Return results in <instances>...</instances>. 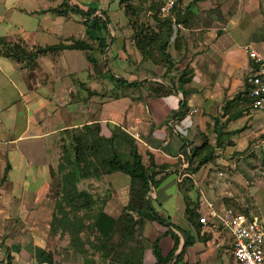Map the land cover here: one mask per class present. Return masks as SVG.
I'll use <instances>...</instances> for the list:
<instances>
[{"label":"crops","instance_id":"0c3cea01","mask_svg":"<svg viewBox=\"0 0 264 264\" xmlns=\"http://www.w3.org/2000/svg\"><path fill=\"white\" fill-rule=\"evenodd\" d=\"M64 1L82 10L95 7L92 16L106 22L97 35L104 43L88 36L86 20L69 8L64 14L52 11ZM199 4L203 7L198 10L204 12L199 13L197 27L174 31V39L175 33H183L187 43L180 55L177 43H168L172 65L167 68L164 60L154 64L135 47L133 28L118 0H0V42L11 41L27 53L36 47L69 44L71 39L89 46L18 62L0 54V262L15 264L18 254L26 264H55L53 248L65 234L49 229L58 199L51 184L54 171L63 146L83 142L82 127L97 124L105 137L112 126L128 133L142 163L153 165L150 173L157 184L146 197L162 221L144 220L139 232L148 244L132 264H155L152 243L156 241L165 256L174 236L172 260L181 252L177 264H228L231 237L209 215L220 208L213 195L204 196L203 183L194 177L202 164L189 173L188 157L206 140L199 137L209 126L222 125L230 133L225 126L241 119L229 118L233 110L225 104L240 92L251 68L244 46L264 56V0ZM192 30L194 37L188 39ZM183 69L187 81L179 86L176 77ZM119 173L90 177L85 189L103 201L102 213L113 220L130 199L129 177L125 174L127 181L119 183ZM183 177L194 184L186 194L190 208L198 217L205 216V224L194 218L191 225L184 217L179 190ZM136 216L132 213L133 219ZM64 242L68 241L62 242V250L67 252ZM83 264L116 263L96 256L83 259Z\"/></svg>","mask_w":264,"mask_h":264},{"label":"trees","instance_id":"16d2710c","mask_svg":"<svg viewBox=\"0 0 264 264\" xmlns=\"http://www.w3.org/2000/svg\"><path fill=\"white\" fill-rule=\"evenodd\" d=\"M118 2L122 4V2L128 1L118 0ZM67 8L86 20V33L88 36L99 41V43H104L97 35L99 33V25H101L100 28L104 29L106 22L97 16H92L96 10L95 7L87 5L86 9L82 10L76 5L69 7L67 2L64 1L62 5L52 9V11L56 14H64ZM128 9L129 7H124L123 13L127 14ZM166 18L165 22L169 23L171 19H169V17ZM130 25L134 31L133 43L135 47L138 48L144 57H149L151 54L147 52V48L152 44L150 43L151 37L144 33V30L140 26H136L135 23L131 22ZM167 38L168 36H166V39ZM164 45L165 41L159 43V49L158 51L156 50L162 57H164L162 53L165 47ZM63 48L88 50L89 46L84 41L71 39L69 44L60 43L50 47H36L31 53H27L11 41L2 40L0 42V54L15 62L25 58L33 59L37 54H45ZM166 59L167 61H164V63L168 68L172 64L167 54ZM185 74V69H183L177 79L179 86H182L187 81ZM232 99L242 100L240 93H237ZM232 99L227 102H232ZM225 106H227V104H225ZM214 127L216 130L215 145L219 147L221 146L222 137L229 133L222 131V125L217 126L215 123ZM82 131L83 142L70 143L68 146H63L62 148L60 162L57 165V171L60 174V180L56 191L58 199L54 204V211L49 226L50 232L55 233L58 231L63 234L68 232V248L70 247L73 251L80 255H84V246L80 242L78 233L84 227H87V229L96 232V235L93 237L94 243L93 245L90 243V246L102 252L99 255L101 259L109 257V255H107L108 253L104 251L106 244H108L109 248L114 250V259H111L113 262L116 264H132L129 255L120 259L122 254L120 249L123 248L124 243L126 244L131 239L134 231H140L145 219L155 220L157 222L162 221L153 210L148 196L146 197L150 188L157 184V181L153 180V174L150 173V167L153 165L151 162H149L148 165L142 163L141 157L137 153L133 137L119 127L112 126L110 135L107 137L100 135L99 126L97 124L84 126L82 127ZM121 145L125 147L123 151L117 149ZM197 154H200V150L194 148L188 157L189 165L192 167L191 172L208 160L209 154H206V152L200 156ZM194 159L196 160L195 162L193 161ZM157 168L161 169L162 167L157 166ZM115 171L122 172L129 177L130 199L120 213V216L113 220L102 213L101 206L96 210H92L91 208L95 206L97 199L95 200L86 190H77L75 185L81 179H88L90 177L98 178L101 175ZM188 190L189 188H187L184 193L180 192L185 204L184 217L188 223L194 225L193 219L195 218L197 223L198 215L193 211L194 208H190V204L192 203L188 200L186 194ZM61 201L66 202L72 211L85 210L87 219H89L90 222L84 226L79 217L75 215L70 217L62 208ZM100 202L103 204V201ZM132 213L137 215L135 219H133ZM164 224L169 225L167 221L166 223L164 222ZM166 231L169 232L170 235L172 234L168 229ZM116 235L117 237H115ZM171 237L173 238V235H171ZM174 241L173 247L165 256H161L156 241L152 243L151 250L156 261L155 264H177L181 258V252L172 260L177 243V238L175 236ZM96 243L99 245L96 246ZM186 244H188L187 241H185L184 245ZM143 249L144 247L136 248L135 252L141 253ZM169 261L171 262L169 263Z\"/></svg>","mask_w":264,"mask_h":264},{"label":"rangeland","instance_id":"374dc122","mask_svg":"<svg viewBox=\"0 0 264 264\" xmlns=\"http://www.w3.org/2000/svg\"><path fill=\"white\" fill-rule=\"evenodd\" d=\"M127 1L128 2H122V4H120L122 11L124 7H129L127 14H124L128 23L131 24L132 22L135 23L136 26H140L144 30V33L151 37L150 43L152 44L147 48V52L151 55L147 57V59H150L154 64H159L160 59L167 61L166 50H169L168 43H177V50L178 52L180 51L178 54L180 55V53H184L181 52L180 49L183 48L185 50L183 47L184 43H187L185 36L183 33L178 34L177 32L175 33L176 37L174 39V31L182 27L184 29L187 27L195 29L197 27L195 25L200 23L199 13L204 12L198 10L200 7H203L199 4L202 0H187V2L184 0V3L183 0H176L171 11V17H169L171 20H169V23H166L165 20L167 18L161 16L158 10L159 5L163 0ZM212 5L214 4L212 3ZM191 7L193 9H191ZM216 7L218 8V5ZM215 9L216 8L212 10ZM188 13H192L188 18L189 20H187ZM181 17H185L186 20L181 21L179 19ZM177 22L179 23V27L176 26ZM201 26H203V23ZM99 31L101 34V28ZM194 33V30H192L188 35V39H192L194 37ZM164 35L168 36V38L166 39V36ZM163 41H165V47L162 50L163 52H161L164 57L157 53L159 49L158 44ZM186 69L185 72L188 70ZM177 78L178 76L176 77V80ZM227 106L229 109L233 110V113L229 114V118L233 115L235 118L237 117L241 119L231 124V126H225L227 129H230L229 132L232 134L229 133L228 136L223 139V143L219 147L215 145L214 141L216 133L214 126H209L210 128L206 129V135L199 137L200 140L203 138L206 140L198 147L200 154L197 155L200 156L206 152L209 156L205 164L198 167L201 170L198 169L199 172L194 177L196 180L203 183L200 188L205 191L202 192L205 197H207V194L214 196L213 202L218 203L220 210L224 209L223 207L228 206L237 213H242L248 218L256 219L258 224L262 225L264 228V111L257 112L246 110L243 102L238 99H232V102H229ZM225 121L226 120H224V123ZM222 131L224 132L223 126ZM124 148L125 147L121 145L117 149L119 151H123ZM195 159L193 160L194 162L196 161ZM191 169L192 167L188 165L187 171H189V173H191ZM119 175V183L127 181V176L125 174L119 173ZM59 180V172L54 171V176L51 182V184H54V193L57 191V187L55 185L56 182H59ZM182 181L183 182L179 183L180 192L184 193L187 188L194 185L187 177H183ZM89 183V178L81 179V182L78 183L77 188L75 185V188L87 190V188H89ZM196 194L197 197L201 196L199 192H196ZM61 206L70 217H72V215L79 217L84 226L90 222V220L87 219V213H85V210L72 211L68 204L62 201ZM100 206L102 207V203L97 199L95 206H92L91 209L96 210L98 207L100 208ZM94 235H96V232L94 230L87 229V227H84L78 233V237L81 244L84 246L85 251V254L81 257L79 253L73 251L70 247L67 252L62 250V242L68 241L69 239V234L66 232L65 238H58L57 246L54 245L53 262L55 264H83V259H88V257H92L94 259L96 256H99L102 252L90 246V243L91 245L94 243ZM115 237H117V235ZM67 243L64 242V246L65 244L67 246ZM147 244L148 238L144 237L142 232L134 231L131 239L126 244L124 243L123 248L120 249V251H122L120 259L129 255L132 263L136 262L137 256L142 252H135V249L143 248ZM95 245L98 246L99 244L96 243ZM104 251H106L108 253L107 255H109L107 259L113 262L111 259H114V250H111L108 244H106ZM14 260L15 264H18V262L20 264H26L25 262H21L24 261L23 256L18 254L14 257ZM0 264L6 263L0 262ZM31 264L35 263L32 262Z\"/></svg>","mask_w":264,"mask_h":264},{"label":"built area","instance_id":"2783aa9c","mask_svg":"<svg viewBox=\"0 0 264 264\" xmlns=\"http://www.w3.org/2000/svg\"><path fill=\"white\" fill-rule=\"evenodd\" d=\"M176 0H163L159 5V14L170 17ZM179 27L178 24H176ZM251 68L240 90L241 101L246 110H264V56L244 46ZM209 215L227 230L231 237L228 249V264H264V228L256 219L248 218L231 208L210 211ZM198 223L205 224V216L197 218Z\"/></svg>","mask_w":264,"mask_h":264}]
</instances>
